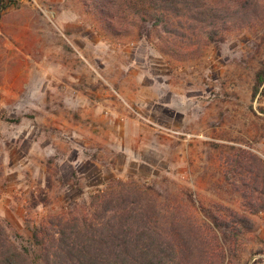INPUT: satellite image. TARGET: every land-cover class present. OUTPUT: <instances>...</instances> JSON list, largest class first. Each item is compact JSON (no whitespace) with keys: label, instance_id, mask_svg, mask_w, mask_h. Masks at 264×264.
<instances>
[{"label":"rangeland","instance_id":"obj_1","mask_svg":"<svg viewBox=\"0 0 264 264\" xmlns=\"http://www.w3.org/2000/svg\"><path fill=\"white\" fill-rule=\"evenodd\" d=\"M216 1L242 12L188 47L136 19L112 33L81 0H0V221L19 248L117 179L172 220L217 217L225 264H264V0Z\"/></svg>","mask_w":264,"mask_h":264},{"label":"trees","instance_id":"obj_2","mask_svg":"<svg viewBox=\"0 0 264 264\" xmlns=\"http://www.w3.org/2000/svg\"><path fill=\"white\" fill-rule=\"evenodd\" d=\"M81 1L112 33L127 31L136 19L161 28L174 45L188 47L200 45L205 32L219 23L225 27L232 22L228 16L242 12L212 0ZM258 96L264 97V61L256 71L252 99ZM259 110L264 115V108ZM109 182L92 196L86 212L55 213L42 222L31 236L36 253L19 248L0 221V264L226 263L227 249L218 235L223 222L217 217L212 226L172 220L137 183ZM240 220L244 224L246 218Z\"/></svg>","mask_w":264,"mask_h":264}]
</instances>
